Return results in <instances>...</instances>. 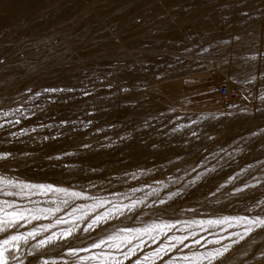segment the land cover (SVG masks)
<instances>
[{
  "label": "rangeland",
  "instance_id": "374dc122",
  "mask_svg": "<svg viewBox=\"0 0 264 264\" xmlns=\"http://www.w3.org/2000/svg\"><path fill=\"white\" fill-rule=\"evenodd\" d=\"M78 1L86 10L93 4L91 0ZM109 2L113 3V0L97 4V8L94 7L87 12L88 18L97 22L101 21L103 8ZM63 5H58L51 13L58 12ZM125 7H123L124 11L139 17L141 23L134 30L120 27L118 31L119 34L127 31L126 34H120L122 41L118 47L122 53L123 62L128 59L126 65H119L118 70L120 69L122 73L119 75L118 82L120 87L130 89L129 92L124 93V97L122 94L119 99L117 98L119 104L111 103L113 99H107V94L99 85L92 90L91 97L82 98L79 92L65 94L76 97V99H69L67 103L51 104L41 97L35 102L34 109L36 104H41L44 111L36 110V117L22 120L21 126L10 129L18 131L20 128L35 127L38 129L37 132L21 137L22 142L13 139L12 143H0V151H12L16 154L17 161L23 160L27 164L22 168L10 167V170H7L8 175H17L21 179L38 183L57 184L60 187L69 188L70 191H82L87 197L101 198L106 206L130 205L132 201H141L142 203L136 205L135 211L117 218V223L123 225L130 223V229L136 228L134 226L137 224L166 222L179 225L193 219L206 205L229 196L228 193L234 187L242 186L246 181L254 183L253 177L264 178V163H261L264 162V148H262L264 137H257L249 146H243L241 143L229 145L230 141L244 136L247 129L264 119V103L259 100V96L264 94V80L260 79V73L264 72V56L256 61L246 62V57L259 52L264 53V0H128ZM111 14L113 12H110ZM86 22L87 20L82 19L74 24V28H82ZM111 32L113 33V30H107L109 35L112 34ZM236 35L242 38L239 42L232 39ZM224 41H230V43H224ZM203 48H208L209 51L202 52ZM186 49L189 50L186 51ZM11 50L0 58L5 60L2 67L9 64L8 58L15 52ZM17 51L21 53L23 49L19 48ZM123 55L127 57L124 58ZM176 57L180 58L179 61ZM104 58L103 50L98 46L93 55L84 61L86 65L88 64L87 67L95 68L92 72L94 74H89V77L98 80ZM225 60L228 61L227 64L224 63ZM69 65V69L74 66ZM244 70L242 76L236 75V72ZM251 75H256L257 80L254 83H247ZM157 76L161 78L157 79ZM77 77H81L83 81L90 79ZM165 83L167 85L175 83V88L177 87L174 89L175 92L169 91L172 93H166L164 96L161 94L159 100L150 101L149 98L156 87ZM151 86L154 88L152 89ZM56 87H73V85L67 80H60ZM221 87L228 89L226 96L220 94ZM0 95H4L1 89ZM153 95L157 96L155 93ZM245 96H248L247 100L244 99ZM182 101L188 103L181 104ZM245 107L249 110L248 114L240 111ZM257 107L262 110L256 111ZM193 113L202 116L210 113L214 120L212 126L205 128L200 123L184 122L182 117ZM62 120H76L77 123L52 129L39 127L40 124H59ZM89 120L92 121L91 124H88ZM112 120H116L119 125L115 129L118 136L94 133L97 126L105 125ZM145 122H148V127H145ZM86 124L87 127L84 126ZM83 127L85 132L79 135ZM64 130L67 131L65 135L69 137L67 139L75 143L69 148L61 145L65 140ZM193 132L197 135H192ZM57 133L61 135L56 139L44 140L45 136L52 137ZM0 135L7 136V132ZM109 137L111 139L116 137L117 141L108 142L109 145L104 143ZM121 137L128 138L125 141L120 139ZM102 143L105 145L102 146ZM84 144L91 147L84 148ZM53 147L55 152L53 157L61 156L62 159H49L52 156L45 154ZM21 152L29 155L24 156ZM36 152L44 154L41 158H36ZM65 152L71 155H63ZM213 153H219V156L212 159ZM205 157L209 159L205 161ZM218 160L219 163H217ZM249 164L256 168L250 169L247 174L232 184H227L221 191H216L221 184H226L230 176H235ZM213 165L217 166L216 172L205 176L195 185L188 183L199 172ZM0 171L5 170L0 169ZM152 178H155L153 182H151ZM156 179H164V182ZM140 184L142 187L139 186ZM134 188L140 189L137 193L130 194L129 190ZM153 188L160 191L146 196L142 194L152 191ZM177 190H183V194L163 205L159 204V200L167 199L170 192ZM213 193L216 194L213 195ZM244 194L241 195L243 198H264V186L248 190ZM35 198L46 201L47 197ZM246 200L242 210L225 214L228 216L249 215L250 213L245 210L254 201ZM81 201L97 203L91 198H82ZM41 206L48 205L45 203ZM67 209L65 208L64 211ZM220 212L215 209L212 214H204L201 217L209 219L223 216L224 214ZM252 214L264 215V212L257 209ZM112 221L109 222L110 225H106L108 228L113 227ZM67 227L70 226H60V228ZM74 232L75 237L67 242L72 247H89L93 240H98L93 231H91L92 235L91 232L81 234L78 229ZM144 239L145 237H134L132 241L139 243ZM144 242L146 243L140 241L141 248L137 251V255L142 258V264H162L160 258L156 256L143 259L145 255L157 248L148 240ZM104 248L105 251L109 249L106 245ZM257 249L264 251V246L256 247L249 252L245 257L246 264H264V261L258 262L253 258L260 252ZM66 250V245L50 246L42 258L63 264V261L72 260L71 257L62 255ZM93 252H100V249H92L91 252H83L80 255L91 256ZM135 258L132 257L124 264H133ZM31 259L33 258L28 257L25 264H28V260ZM85 264H96V260L86 261Z\"/></svg>",
  "mask_w": 264,
  "mask_h": 264
},
{
  "label": "bare ground",
  "instance_id": "6f19581e",
  "mask_svg": "<svg viewBox=\"0 0 264 264\" xmlns=\"http://www.w3.org/2000/svg\"><path fill=\"white\" fill-rule=\"evenodd\" d=\"M84 1L86 2V0H84ZM91 1L93 2V4L91 5V7H89V9L86 10L78 0H0V58H2L4 55H7V53L10 52L9 50H11V49L15 51L13 53V55L8 58L9 64H7L6 67H2L0 65V89L2 90V92L4 94V95H0V108H2L3 110H7L9 107H11V108L20 107L23 104L24 100L29 95L26 91L27 88H32L34 91H39L40 89H42L44 87H56V85L58 84V82L60 80H67L71 85H73V87L74 86L75 87H79V86L81 87L82 86L81 81H83V79H81V77H77V76L90 78V79L85 80L83 82L85 84H87L88 88L91 90H93L97 85L101 86L102 91L107 94V96H106V97H108L107 99H113L111 101V103L117 104L118 99L121 97L122 94H123L122 97H124V93L119 91V89L121 87L119 85L118 80H119V75L122 72H120L121 70L119 69L120 70L119 71L118 68H119V65L120 66L122 64L126 65L125 63H126V61H128V59H125L126 61L123 62L124 60L122 59L123 57L121 56L122 53H121L118 45L111 43L109 40H107L105 38L109 36V34L107 33L108 29L117 31V33L120 30V27H124V28L126 27V30H134L135 28L138 27L139 23H136V21L139 19V17H134L132 14H127L124 11L123 7H125V3L128 0H113V3L109 2L108 5L103 8L102 19H101V21L97 22L95 20L89 19L87 12L92 10V8L94 9V7H96L97 4L105 3V2H108L110 0H91ZM85 4H87V3H85ZM58 5H63L61 10H59L58 12H54V13L52 12L51 13V11H54V9ZM110 12H113V14L110 15ZM136 16H138V15H136ZM82 19L87 20L86 25L83 26L82 28H74V24L79 23ZM253 25H254V23H253ZM125 32L127 33V31H123L121 33L126 34ZM214 32H216V31H214ZM190 41H192V40H190ZM193 41H194V38H193ZM98 46H100L101 49L103 50L105 58L103 59L104 60L103 66L100 68V71H99V77L97 76L99 79L96 80V79H92L91 77H89V74H92V72H94L93 70H95V68L87 67L88 64L86 65V63H84V61L88 60V58H90L93 55L95 48ZM19 48L23 49V51L21 53L17 51ZM59 57H60V59H59ZM125 57H127V56H124V58ZM100 60H102V59H100ZM92 62H94V61H92ZM97 62H99V61H97ZM66 64H68V65H66ZM69 64L74 65L72 69H69V66H70ZM64 65H66V66H64ZM127 71L129 72L128 69H127ZM109 72L112 73L111 76L108 75ZM244 72H245V70L243 72L238 71V72H236V75L242 76L244 74ZM130 74L131 73L129 72V75ZM123 75H124V73H123ZM126 75H127V73H126ZM240 78H242V77H240ZM8 80H9V82H7ZM109 82H111V84H112L111 89H108L106 87V85ZM151 88H152V86H151ZM176 88H175V83H172L170 85H167L166 83H165V85L161 84L160 86H157L156 90L153 92V94L155 93L157 96L154 97V95L152 94L151 97L149 98V100L150 101H155V100L157 101V100H159V97L161 94H162V96H164V94H166V93L170 94L172 92H169V91H172ZM174 92H175V90H174ZM148 94L150 95V92ZM132 95H133V93H132ZM127 96H129V95H127ZM162 96H161V98H163ZM166 96L167 95H165V97ZM129 98H131V97H129ZM125 99L126 98H124V100ZM132 99L133 98H131V100ZM186 102L187 101H182L180 103L184 104ZM131 104H132V102H131ZM34 105H35V103L23 104L25 109H30V110L34 109ZM252 109H253V107H252ZM32 117H36V115L32 116ZM182 118H184V122L200 123V124H203V126L205 128L212 126L213 121H214L212 119L213 116L210 113L206 116H202V115L193 113V114L184 115V117H182ZM117 121H119V120H117ZM117 125H118V123L116 122V120L115 121L112 120V122H108L105 125L97 126L94 129V133L100 134V135H111L112 137L116 136V135L118 136L119 134L115 133V129L117 128ZM120 126H122V124H120ZM118 127H119V125H118ZM259 128H264V119L259 120L257 122V124H255V126L247 129L244 136H241L239 139H236L234 141H230L229 145L233 146L236 143H241L243 146L251 145L252 142L257 137L252 138V139L247 140V141L245 139H242V138L249 137L250 133L257 131ZM146 129H148V128H146ZM82 130L83 131H81V133L79 135H82L85 132V127H83ZM66 134H67V131L64 130L63 135L65 136ZM67 138H69V137L65 136V140L62 142L61 145H64V147L69 148V147H71V145H73L75 143L71 142V140L67 139ZM130 139H132V137ZM113 141H115V142L117 141L116 137H114L112 139H111V137H109L108 139L106 138L104 143L108 144V142H113ZM134 142H137V141H134ZM104 145L105 144H103L102 146H104ZM46 150H48V149H46ZM40 152H42V151H40ZM54 153L55 152H54V147H53V149L49 150L45 154L53 157ZM21 154H22V152H21ZM43 154L44 153H37L36 158H38V157L41 158L42 157L41 155H43ZM26 165L27 164L25 161L18 160V164H17V161H13L8 166V168L9 169H10V167L11 168L12 167H21L22 168V167H25ZM154 179L155 178H152L151 182H153ZM156 180H160V181L162 180V182H164L163 181L164 179H156ZM165 182H166V180H165ZM122 183H124V182H122ZM124 184H126V183H124ZM139 186L142 187L141 184ZM145 186L146 185H144V187ZM134 189H136V188H134ZM138 189H140V188H138ZM154 190H155V192L160 191V190L153 188L152 191L143 192L142 194H145V196H146L150 193H154ZM169 190H170V188H169ZM129 193L134 194V193H137V191L129 190ZM165 194H167V193H165ZM241 195L235 196V197L229 195L227 197H224L223 200L213 201L212 203L203 207L202 210L193 219L188 220V221L209 220V219H216V218L222 217L220 215L216 216V217H210L209 219H205V218L201 217V215H204V214H209V215L212 214L215 209L218 211H221L220 214L223 213L224 214L223 216H228L226 214H229V213L233 214L235 211L242 210L244 208V204L246 203L245 202L246 199H245V197L243 198V196H241ZM62 196H63V194H49L48 196H46L47 198L45 200L46 201L47 200H56ZM33 199H36V198L33 197ZM68 199H72V198L68 197ZM81 199L82 198L75 199L73 201L74 204L72 205V207H75L77 205L83 206L81 208V210L77 211L74 214V216L66 217L70 222L71 221L76 222V224H77L76 229H78L81 234H85V232H83L82 229L87 225L88 222H90V220L95 215H97L99 213L108 212L109 210H111L112 213L117 212V209L113 205L106 206L103 203V206L101 207V206H96L98 202L97 203H87V202H82ZM41 200H43V199H41ZM89 205H92L93 207H88ZM119 206H120V210L123 211L124 214L118 215L117 218L124 217L125 214L127 215V213L130 212L126 208L123 207L126 205H119ZM69 211H71V208H68L67 210L62 212L61 215H65ZM250 214H252V213H250ZM81 217H83V219H81ZM117 218L109 219L108 223H105L101 227L96 228L93 231V232H95L96 237L98 239H100L101 237H107L109 233L118 232L120 229H125V228L131 227L130 223L129 224L125 223L126 225H123L121 223H117V220H118ZM110 221H112L111 223H114L112 228L107 227L108 225H110L109 224ZM49 222H50L49 220L39 221V223H49ZM176 224H175V227H172V228L164 227L163 224H154V223L137 224L138 226L137 225L134 226V227H136V228L133 227L134 229H143L148 225H152V226H154V228H153V230H150L147 233H145V232L120 233L119 237L117 239H115L114 241H112L109 245H106V247L111 248V247L119 246V247L127 250L125 247V245L127 244V241L129 239L133 240L134 237H136V238L145 237L144 240H148V241H150L151 244L155 245L156 247H159L160 245L165 244L167 242L168 237H170V236H189L191 232L198 233V236L196 238H199L200 236H206L209 240H213L216 237L214 235H212V233L220 232V227H221V226H217V225L209 226L208 224L198 226V225L186 223V222H183L179 225H176ZM62 225L72 226L71 223L62 224ZM31 226L32 225H29V227H31ZM60 226L52 229V231H58ZM224 227H227V225H225ZM23 230L24 229H22V231ZM228 231H240V232H242L243 229L240 227H234V228H229ZM48 234L49 233H45V235H48ZM221 234L227 235V232H223ZM0 235H2V234H0ZM91 235H92V232H91ZM40 238H42V237H37V239H40ZM144 240H142V241H144ZM140 241H139V243H140ZM34 242L35 241H32V243H34ZM185 242L190 244L191 239H189ZM225 242H228V241H225ZM202 243H203V241H202ZM128 246H131V245H128ZM259 246H264V231H261V232L256 231L250 237L246 238L245 240L241 241L238 245L234 246L233 252L231 253V260H230L229 264H246V258H245L246 256L244 255V253H249L252 250H254V248H256V247L258 248ZM209 247H212V245H209ZM197 249H199V246H197ZM200 250H202V249H200ZM257 251H260V250L257 249ZM257 251H255V253ZM185 253H187L189 256L192 255V253L189 252L188 249H183V252L176 253V254L177 255H183ZM179 264H196V258H193L192 261H180Z\"/></svg>",
  "mask_w": 264,
  "mask_h": 264
},
{
  "label": "snow or ice",
  "instance_id": "6c2138e0",
  "mask_svg": "<svg viewBox=\"0 0 264 264\" xmlns=\"http://www.w3.org/2000/svg\"><path fill=\"white\" fill-rule=\"evenodd\" d=\"M247 15V13H245ZM136 23H141L138 19ZM105 39L109 40L111 43L119 45L122 41V36L113 30ZM233 40L239 42L242 38L239 35L232 37ZM224 43H230V41H224ZM189 49H186L188 51ZM202 52H208V48H203ZM264 56V53H257L246 57V62L256 61L259 57ZM179 61V57H176ZM225 64L228 63L227 60L224 61ZM5 60L0 59V65H4ZM171 67V65H168ZM109 76L112 75L111 72L108 73ZM160 79V76L156 77ZM99 79V78H97ZM260 79L264 80V72L260 73ZM257 80L256 75H251L247 79V83H254ZM81 87H44L39 91H34L32 88H27V93L29 94L24 100L23 104L35 103L44 97L47 103L55 104L57 102L67 103L69 99H76L73 94L76 92L80 93L82 98H87L93 96V91L88 88L87 84L81 81ZM106 87L108 89L112 88L111 82H109ZM122 93H127L130 91L127 87H121L119 89ZM245 100L248 96L244 97ZM255 99V98H254ZM261 103H264V94L259 96ZM3 110L0 108V133L7 132V136L0 135V143H12L15 139L18 142L20 138L29 135L30 133L36 132L38 129L32 128H20L18 131H11V128L22 123V120L31 119L32 116L36 115V110L44 111V107L41 104H36L35 109L27 110L23 106ZM262 109L257 107L256 111H261ZM240 111L244 114H248V108H242ZM76 120H62L59 124H40V128H60L66 125H75ZM82 123V122H81ZM92 121L89 120L88 124ZM87 127L88 125H84ZM114 126V125H113ZM148 122H145V127H148ZM61 133H57L56 136H45L44 140L56 139ZM192 135H197L195 132ZM256 137H264V128H259L257 131L250 133L247 138H242L250 140ZM128 137H121L120 139L125 140ZM211 138V137H210ZM84 148H90L88 144L83 145ZM264 148V145H262ZM22 155L27 156L28 153H22ZM63 155H71V153L65 152ZM219 153H213L211 155L212 159H216ZM49 159H62L61 156L49 157ZM209 157H205L207 161ZM17 161V156L14 152L9 150L0 151V169L5 171H0V264H25V260L28 257L33 259L28 260V264H58L55 260L43 259L42 257L46 254V250L50 246L62 247L67 246V250L62 255L71 257V261H63V264H85L86 261L95 259L96 264H124L125 261L130 260L132 257H136L133 264H142V258L137 255L138 249L141 248L140 243H133L131 239L127 241L125 245L126 249L119 246L111 247L105 251L104 246L109 245L112 241L117 239L120 233H134V232H145L153 230L154 226L148 225L143 229H120L118 232L109 233L107 237H101L98 240H93L89 247H72L67 242L75 237L74 229L77 228L75 221H69L66 217L74 216L77 211H80L83 206L77 205L72 207V203L77 198L94 199L98 203L96 206H103V201L101 198L87 197L82 191H70L69 188L60 187L53 183H38L29 180L21 179L17 175H8L7 170H10L8 166L11 162ZM219 163V160L217 161ZM264 163V162H261ZM18 164V161H17ZM254 165H247V167L236 173L235 176H230L226 184H221L216 191L219 192L221 189L226 188L227 184H232L234 181L247 174L250 169H253ZM196 171V169H193ZM217 166L213 165L211 168H206L205 171L199 172L194 179L189 181L190 185H195L197 182L202 180L205 176L210 173L216 172ZM255 182L246 181L242 186L234 187L233 190L228 193L231 196H239L244 194L251 189H259L264 186V178L253 177ZM137 191V189H133ZM49 194H63L62 197L56 200H38L33 199V197L38 196H48ZM150 194H155L150 193ZM183 194V190H177L175 192L169 193L167 199L159 200V204L163 205L169 200H173ZM216 193H213L215 195ZM71 197L72 199H68ZM246 199H252L253 204L246 208L247 213H255L257 209L264 212V198L256 197H245ZM47 204L48 206L43 207L42 204ZM141 201H132L130 205L123 206L128 211H135V207ZM63 205V207H61ZM116 209V213H112L111 210L104 213H99L95 215L90 222L82 229L85 233H90L96 228L101 227L103 224L108 223L109 219L117 218L118 215H123V211L120 210L119 205H113ZM88 207H93L89 205ZM65 208H71V211L67 212L65 215H58V213L64 211ZM83 219V217H81ZM41 220H49V223H39ZM35 222V223H34ZM71 223L72 226L67 228H60L59 231H52V229L57 228L62 224ZM186 223L195 224L202 226L208 224L209 226L217 225L220 227V232L212 233L216 238L209 240L206 236H198V233L191 232L189 236H170L165 244L160 245L153 252L148 253L143 257L147 259L149 256L159 257L162 264H179L180 261H192L196 258V264H229L231 260V253L233 252L234 246L238 245L241 241L250 237L257 230H264V215L261 214H249V215H236V216H222L216 219L209 220H193ZM29 225H32L29 227ZM227 225V227H224ZM164 227L172 228L175 227L174 224L163 223ZM240 227L243 229L240 231H228L229 228ZM22 229H24L22 231ZM227 232V235H222L221 233ZM45 233H49L45 235ZM37 237H42L37 239ZM191 239V243H186L185 241ZM32 241H35L32 243ZM203 241V243H202ZM228 241V242H225ZM141 243H146L141 240ZM131 245V246H128ZM212 245V247H209ZM199 246V249H197ZM92 249H100V252L93 253L91 256H83L80 253L91 252ZM183 249H188L192 253L189 256L187 253L183 255H177L176 253L183 252ZM202 249V250H200ZM26 252V255H25ZM119 253V255H116ZM248 256V253H244ZM122 257V259H121ZM167 257V259H165ZM256 261H264V251L256 253L253 257Z\"/></svg>",
  "mask_w": 264,
  "mask_h": 264
},
{
  "label": "built area",
  "instance_id": "2783aa9c",
  "mask_svg": "<svg viewBox=\"0 0 264 264\" xmlns=\"http://www.w3.org/2000/svg\"><path fill=\"white\" fill-rule=\"evenodd\" d=\"M219 90L222 96H226L228 94V89L226 87H221Z\"/></svg>",
  "mask_w": 264,
  "mask_h": 264
}]
</instances>
